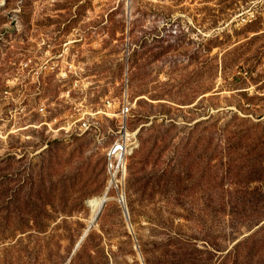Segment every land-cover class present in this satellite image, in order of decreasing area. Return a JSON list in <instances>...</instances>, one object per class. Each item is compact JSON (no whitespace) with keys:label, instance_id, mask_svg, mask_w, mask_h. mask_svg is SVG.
Returning <instances> with one entry per match:
<instances>
[{"label":"rangeland","instance_id":"1","mask_svg":"<svg viewBox=\"0 0 264 264\" xmlns=\"http://www.w3.org/2000/svg\"><path fill=\"white\" fill-rule=\"evenodd\" d=\"M126 98L125 195L81 241L117 130L90 115ZM261 156L264 0H0V264H218Z\"/></svg>","mask_w":264,"mask_h":264},{"label":"built area","instance_id":"2","mask_svg":"<svg viewBox=\"0 0 264 264\" xmlns=\"http://www.w3.org/2000/svg\"><path fill=\"white\" fill-rule=\"evenodd\" d=\"M32 65V60L28 59L24 64V69H29ZM116 104L112 101H106L104 107L98 112L90 115L95 117L100 114L104 117L111 118L115 117L117 120V130L112 132L114 138L106 151V173H107V184L109 190H114L119 199H123L125 195V181L127 175V161L128 158L133 154L134 150L138 147L137 131L129 130V120L132 114V105L126 99L119 102L117 108V113L111 115V110ZM39 113L44 114L46 112L45 107L42 105L38 108ZM93 121L85 120L79 130L82 132H87L93 130ZM71 128V126L69 127Z\"/></svg>","mask_w":264,"mask_h":264},{"label":"trees","instance_id":"3","mask_svg":"<svg viewBox=\"0 0 264 264\" xmlns=\"http://www.w3.org/2000/svg\"><path fill=\"white\" fill-rule=\"evenodd\" d=\"M256 169L253 171V177L249 181L251 183L264 182V157H258L256 159ZM105 173H106V159H105ZM228 179V175H227ZM108 180L106 173V181ZM135 183L139 179L134 180ZM248 182V183H249ZM109 194V191H108ZM251 202L255 203V210L250 215L256 220V225L259 224L264 218V187L254 188L252 190ZM232 204L236 203L234 200ZM228 216H231V221L238 219L240 216L237 211H230ZM245 217V214L241 215ZM252 217V218H253ZM240 218V217H239ZM248 218V217H246ZM235 219V220H234ZM244 222V220L242 221ZM237 225V221L234 222ZM254 223V224H255ZM199 264H206L201 258ZM218 264H264V223L254 232L246 236L243 240L237 242L232 249L228 250L226 254H223Z\"/></svg>","mask_w":264,"mask_h":264},{"label":"bare ground","instance_id":"4","mask_svg":"<svg viewBox=\"0 0 264 264\" xmlns=\"http://www.w3.org/2000/svg\"><path fill=\"white\" fill-rule=\"evenodd\" d=\"M108 191H109V189L107 188L105 193L101 194L100 196L90 198L87 201V205L90 208L91 215H90V219H89L88 226L86 228L85 233L88 231V229L91 226H94L96 224L104 206L110 200ZM119 200L121 201V199H119Z\"/></svg>","mask_w":264,"mask_h":264},{"label":"water","instance_id":"5","mask_svg":"<svg viewBox=\"0 0 264 264\" xmlns=\"http://www.w3.org/2000/svg\"><path fill=\"white\" fill-rule=\"evenodd\" d=\"M124 212H125V214L127 215V209H126V208H124ZM94 226H95V225H94ZM94 226H91V227L88 229V231H87V232L84 234V236L82 237L81 241H83V239L87 236L89 230H90L92 227H94ZM81 241H80V242H81Z\"/></svg>","mask_w":264,"mask_h":264}]
</instances>
